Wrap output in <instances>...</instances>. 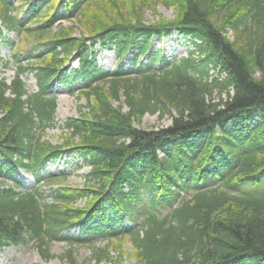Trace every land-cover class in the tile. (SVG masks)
Segmentation results:
<instances>
[{
	"label": "trees",
	"instance_id": "obj_1",
	"mask_svg": "<svg viewBox=\"0 0 264 264\" xmlns=\"http://www.w3.org/2000/svg\"><path fill=\"white\" fill-rule=\"evenodd\" d=\"M46 2L31 6L26 23L35 24L24 30L43 50L23 65L16 49L9 82L0 71V248L33 241L47 258L55 240L101 237L107 243L94 245L84 264H124L125 241L134 264H264V0ZM158 4L174 17L147 23L145 11ZM15 10L0 0V39L22 30ZM59 19L71 24L54 29ZM174 30L194 49L160 67L105 70L97 61L96 45L113 47L118 60L152 57L153 39ZM74 57L79 67L68 71ZM77 78L87 111L66 120L70 135L54 145L43 138L56 123L54 83ZM147 113L172 122L136 127ZM64 153L89 165L86 182L59 184L44 202L40 170ZM20 170L35 177V188L5 186ZM72 228L78 236L63 235Z\"/></svg>",
	"mask_w": 264,
	"mask_h": 264
},
{
	"label": "rangeland",
	"instance_id": "obj_2",
	"mask_svg": "<svg viewBox=\"0 0 264 264\" xmlns=\"http://www.w3.org/2000/svg\"><path fill=\"white\" fill-rule=\"evenodd\" d=\"M16 6L14 14L24 19V25L21 26L22 30L18 31H5L3 32L4 38L0 39V71L1 75L5 77L7 81H10L16 72L17 63L13 60L14 52L20 51L21 63L23 65L28 64L27 57L29 55H36L38 52L43 50L40 44H31V38L29 33L25 32V28L28 24H35V22L26 23L28 21V11L32 5L40 8H45L48 2L47 0H10ZM144 17L147 23H154L160 17L173 18V10L167 8L163 4H158L156 12L147 9L144 13ZM71 22L66 19H59L55 22L54 29L60 25H70ZM83 31L82 28L76 30V34L79 35ZM228 36L233 39L232 31L228 32ZM13 44V45H12ZM194 46L189 42L188 39L182 37L177 31H173L169 36L159 40L157 37L153 39L150 47V53L152 57L141 56L138 61L132 56V52L125 57L122 61H117V57L113 47H102L96 45L94 51L97 54V60L99 65L105 70L117 69L122 66L124 69H133L135 66L145 64L154 67H160L166 63L165 61H172L175 58L187 56L190 50H193ZM160 54L161 60L154 61L155 57ZM9 61L7 65L4 63ZM32 61V60H31ZM68 71L75 70L79 67L78 58L74 57L68 63ZM212 76L216 75V72L210 71ZM259 72H256V76ZM23 81L26 84L27 90L33 92L36 90V81L32 73L26 72L22 76ZM80 78L74 79L73 82L70 80L58 81L53 87V92L56 95V111L55 121L53 127L46 129L43 138L48 140L54 145H62L66 141L65 139L70 135L69 130L64 127V124L68 118L77 117L80 113L87 111L86 99L77 98V91L80 87ZM218 96L217 89L215 90L213 97ZM225 97V94H223ZM121 103L123 104V97H121ZM114 105H119L118 102L114 101ZM124 109L126 107L124 106ZM1 116V112H0ZM172 118L169 115L160 118L158 114H145L140 121H134V125L141 129H156L160 127H166L170 125ZM76 140V137H74ZM161 154V153H160ZM90 171L89 165L82 160L77 154L64 153L60 158L47 164L45 169L40 172L41 180L40 194L44 202L51 201L52 189L62 185H69L73 187H81L86 182V175ZM65 176L54 179L53 181L48 180L50 176ZM14 181L20 183V187L17 191H23L25 189H33L37 186L35 177L27 171L20 170L14 177L4 179L6 185H14ZM86 200H80L77 202V206H83ZM164 213L166 210L163 211ZM75 233L77 236L80 233V229L73 228L65 231L63 235H69ZM72 235H69V237ZM72 238V237H70ZM83 239V238H82ZM118 240H114L117 243ZM105 238H97L95 241H83V242H69L66 240H55L49 244L48 257L41 251L37 250L36 245L33 241L26 243H20L17 245H10L7 247L0 248V264H70L71 259L69 258L68 252L71 250V256L78 264H84L92 255V247L104 246L106 244ZM126 255H123L124 264H134V258L131 256L133 248L130 241H125L123 244V250ZM113 254V252H112ZM116 255V253H114ZM113 254V255H114ZM94 261L91 260L90 264ZM100 264H108L101 262Z\"/></svg>",
	"mask_w": 264,
	"mask_h": 264
}]
</instances>
